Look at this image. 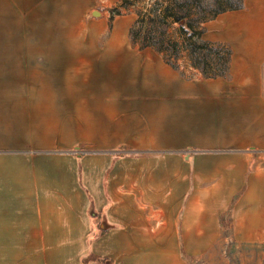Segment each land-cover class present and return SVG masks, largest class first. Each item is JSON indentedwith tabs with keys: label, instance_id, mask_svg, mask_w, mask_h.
Wrapping results in <instances>:
<instances>
[{
	"label": "crops",
	"instance_id": "1",
	"mask_svg": "<svg viewBox=\"0 0 264 264\" xmlns=\"http://www.w3.org/2000/svg\"><path fill=\"white\" fill-rule=\"evenodd\" d=\"M241 9L216 18H232ZM244 26L233 24L222 38L206 37L230 45L227 77H201L207 82L197 84L175 80L172 86L153 84L156 98L171 97L174 117L187 119L175 123L183 124L189 146L195 148V153L184 156L192 174H202L207 182L221 174L198 187L208 189L206 194L214 192L213 200L205 204L207 213L196 218L185 215L182 224L167 232L164 224L171 219L164 213V182L154 180L150 186L136 175L135 187L129 189L131 183L125 179L129 171L126 176H113L117 161L109 169V153L74 155L27 148L31 142L39 149L59 147V140L68 139L40 136L43 139L38 140L27 124L22 125V113L27 117L30 109L36 110L31 115L39 112L27 93L31 86L2 80L5 71L12 70L4 68V61L14 55L6 54L5 45L19 43L0 37V264H180L182 225L188 246L195 247L198 237L204 241L207 236L218 237L217 206L224 213L231 205V235L244 240L263 237L264 168L254 154L264 151V25ZM124 57L120 54L104 66L126 86L170 80L162 72L140 71ZM135 77L140 80L135 82ZM181 106L188 116L177 110ZM9 136L18 143L4 150ZM82 139L86 138H76ZM195 194L190 192L188 211Z\"/></svg>",
	"mask_w": 264,
	"mask_h": 264
},
{
	"label": "rangeland",
	"instance_id": "2",
	"mask_svg": "<svg viewBox=\"0 0 264 264\" xmlns=\"http://www.w3.org/2000/svg\"><path fill=\"white\" fill-rule=\"evenodd\" d=\"M119 2L0 0V37L19 43L5 45L6 54L14 55L4 61V68L12 70L5 71L2 80L31 86L27 93L35 100L39 115H31L36 110L30 109L27 117L22 113L21 122L28 125L38 140L43 139L40 136L68 139L59 140V147L39 149L41 147H32L35 145L31 142L27 148L41 152L66 151L74 155L109 153V169L112 162L117 161L113 176H126L129 171L125 178L131 183L129 189L135 187L132 181L136 175H142L150 186L155 181L164 182V213L171 219L164 224L167 232L174 225L176 229V225L182 224L185 215L196 218L207 213L209 206L205 204L213 200L214 192L206 194L208 189L198 187L209 185L221 174L216 173L209 182L204 181L202 174L198 173L197 177L192 174L184 156L195 153V148L189 146L183 124L175 123V120L183 122L187 119L174 117L171 97L156 98L153 84L165 87L172 86L173 80L182 84L207 81L184 59L178 62L180 71L184 72L181 75L152 49L139 50L137 45L132 46L127 37L134 18L132 10L150 0H135L134 5L128 9L120 7L117 13L114 7ZM237 12L241 14L223 20L220 14L206 24L208 33L205 37L222 38L233 30L231 27L235 23L244 27L253 23L260 27L264 25V0H245ZM120 54L126 55L124 58L136 64L138 70L162 72L170 80L153 81L146 87L140 84L126 86L104 66ZM135 78V82L140 80ZM262 85L264 95V60ZM178 108L188 116L189 111H184L183 106ZM12 127L9 125V133ZM81 135L86 139L76 140ZM10 137H5L4 150L18 143ZM254 155L258 156L255 162L264 168V151ZM193 191L195 203L188 211V199ZM239 194L240 189L236 195ZM216 208L221 222L218 237L207 236V241L198 237L195 247H191L186 242L188 239L183 237L186 233L182 225L180 264H263L264 236L253 240L234 237L228 232L231 205L224 213H220V206Z\"/></svg>",
	"mask_w": 264,
	"mask_h": 264
},
{
	"label": "trees",
	"instance_id": "3",
	"mask_svg": "<svg viewBox=\"0 0 264 264\" xmlns=\"http://www.w3.org/2000/svg\"><path fill=\"white\" fill-rule=\"evenodd\" d=\"M142 3V2H140ZM244 0H150L135 7L127 37L139 50L150 48L173 70L179 60L203 78L227 77L232 50L224 41L205 37L206 23L218 14L241 9ZM135 0H120L114 9H128ZM264 264V258H263Z\"/></svg>",
	"mask_w": 264,
	"mask_h": 264
}]
</instances>
